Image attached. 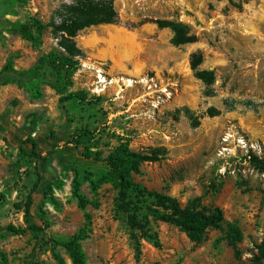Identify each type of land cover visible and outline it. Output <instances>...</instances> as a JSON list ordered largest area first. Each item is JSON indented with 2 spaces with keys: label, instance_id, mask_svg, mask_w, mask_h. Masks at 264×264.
Here are the masks:
<instances>
[{
  "label": "rangeland",
  "instance_id": "374dc122",
  "mask_svg": "<svg viewBox=\"0 0 264 264\" xmlns=\"http://www.w3.org/2000/svg\"><path fill=\"white\" fill-rule=\"evenodd\" d=\"M57 4L27 0L22 8L14 5V16L7 0H0V73L9 62L27 70L53 47L48 34L38 49L10 29L25 15L46 21ZM114 8V24L87 28L75 38L83 58L68 93L80 92L79 100L60 103L48 86L41 100H31L20 85L3 86L0 80V234L9 226L26 227L28 197L31 215L50 223L37 240L30 233L0 239V252L7 264L34 258L56 264L49 248L36 253L33 247L50 235L74 234L88 215L89 238L82 243L88 264H253L264 236V170L250 159L264 158V0H114ZM156 20L187 25L196 41L172 45L171 31L159 29ZM196 52L203 58L200 69L214 72L208 88L190 69ZM45 79L51 81L49 71ZM210 107L219 114L209 117ZM48 131L56 147L38 144L35 158L26 141ZM72 139L82 146H66ZM120 145L146 155L164 149L158 161L140 166L133 182L182 206L197 199L200 208H220L242 233L237 251L218 242L217 230L194 244L178 228L151 218L148 226L160 246L144 240L135 246L112 185L95 196L83 185L82 194L98 207L81 211L71 196L74 172L81 177L84 170L104 169ZM47 179L64 182L54 191L59 210L43 195Z\"/></svg>",
  "mask_w": 264,
  "mask_h": 264
},
{
  "label": "trees",
  "instance_id": "16d2710c",
  "mask_svg": "<svg viewBox=\"0 0 264 264\" xmlns=\"http://www.w3.org/2000/svg\"><path fill=\"white\" fill-rule=\"evenodd\" d=\"M56 1L58 4L50 12L46 21L36 14L25 15L23 20L17 19L13 22L10 29L11 32L38 49L43 46V38L45 34H48L54 41L53 47L47 53L39 56L36 63L27 70H16L12 63H7L0 73V80L3 86L12 83L20 85L29 98L35 101L43 98V87L48 86L59 96V102L64 103L79 100L82 96L80 92L68 93V88L73 85L72 75L79 67V60L83 58V53L77 47L75 38L87 28L114 24L117 20V13L114 8V0ZM7 2L11 6V14L17 16L19 11L13 10L14 5L15 8H22L26 5L27 0H7ZM155 24L159 29L171 31V44L174 46H182L196 41L195 36L190 34L187 25L181 22L156 20ZM202 62L201 53H193L189 61L190 69L193 71L194 77L208 88L215 81L214 72L200 69ZM46 71H49L51 81L45 79ZM185 112L191 120L192 126L197 127L199 125L197 117L187 108ZM218 114L219 111L213 107L207 109L209 117H215ZM54 137V133L48 131L41 136L29 137L26 143L30 145L31 154L35 158H39V154L36 153L37 145L43 144L55 148L56 143L49 141ZM69 144L82 146L83 143L72 139L66 146ZM83 148L88 150L87 147ZM164 152V149L157 148L149 155L138 154L130 151L125 145H120L108 154L104 161V169L84 170L81 177L79 172H74L71 196L77 207L81 211H84L88 206L98 207L95 201L82 194L83 185H87L93 196L103 185H112L117 188V210L122 214L135 246L139 245L140 240L147 241L157 248L160 246L156 234L151 233L148 226L149 218H151L154 222H162L178 228L194 244L201 243L208 230H217L221 233L218 242L225 241L228 246L237 251V245L242 240V233L236 225L225 220L220 208H200L197 199L190 200L182 206L173 197L148 191L133 182L132 175L139 173L143 163L158 161ZM91 155L93 154L90 151L85 154L86 158H90ZM250 159L252 163L264 170V158L251 156ZM46 162L50 165L51 159ZM63 187L64 182L59 179H47L43 185V195L55 210H59V203L54 191H61ZM32 204V198L28 197L23 206L26 227L9 226L6 228L5 234H0V239L7 235L24 236L30 233L32 238L37 240L38 236L50 226L48 221L42 223L31 215ZM84 217L85 223L74 234L68 236L50 235L46 241L38 243L39 245L36 244L33 251L43 253L49 248L55 263L65 264L64 258L57 252V249H61L71 264H88L82 243L89 238L90 218L88 215H84ZM256 249L257 254L254 256L253 264H264V236ZM0 264H7L5 254L2 252H0ZM28 264L44 263L34 258Z\"/></svg>",
  "mask_w": 264,
  "mask_h": 264
}]
</instances>
